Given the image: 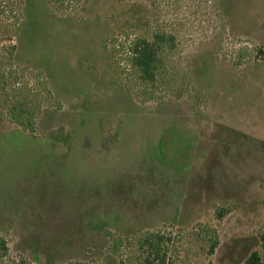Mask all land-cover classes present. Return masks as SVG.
Instances as JSON below:
<instances>
[{"label":"rangeland","instance_id":"374dc122","mask_svg":"<svg viewBox=\"0 0 264 264\" xmlns=\"http://www.w3.org/2000/svg\"><path fill=\"white\" fill-rule=\"evenodd\" d=\"M260 47L264 0H0V264H264Z\"/></svg>","mask_w":264,"mask_h":264},{"label":"trees","instance_id":"16d2710c","mask_svg":"<svg viewBox=\"0 0 264 264\" xmlns=\"http://www.w3.org/2000/svg\"><path fill=\"white\" fill-rule=\"evenodd\" d=\"M65 0H50V3L53 6H58V4H63ZM129 38V37H128ZM126 38L125 40H127ZM132 41L127 46V67L131 69H135L141 80L145 81L147 85L157 86L160 82L159 73L161 67V56L164 49V35L155 34L152 39H148L145 37H137L136 35H132ZM121 40V38H117ZM169 42V41H168ZM258 56H264V47H260L258 49ZM124 64V63H123ZM157 83V84H156ZM191 83L190 90L195 89V86ZM18 123L24 121L21 116H14ZM21 124V123H20ZM22 125V124H21ZM26 127L27 125H23ZM28 127V126H27ZM164 239L163 235L159 233H152L145 238V245L152 244L154 249L157 251L156 254H161L163 257L166 256L165 251L162 249V240ZM217 241L212 244L211 253L214 248L217 246ZM165 259L163 258V263H165ZM245 264H263L260 258V255L257 251H254L250 254V256L245 260Z\"/></svg>","mask_w":264,"mask_h":264}]
</instances>
